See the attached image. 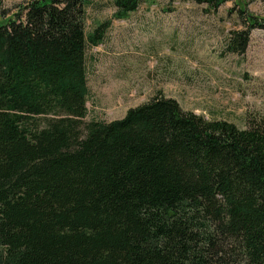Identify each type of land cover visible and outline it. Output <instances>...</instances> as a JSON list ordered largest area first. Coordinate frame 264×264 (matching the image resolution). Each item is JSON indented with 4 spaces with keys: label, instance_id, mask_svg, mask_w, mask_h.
<instances>
[{
    "label": "trees",
    "instance_id": "16d2710c",
    "mask_svg": "<svg viewBox=\"0 0 264 264\" xmlns=\"http://www.w3.org/2000/svg\"><path fill=\"white\" fill-rule=\"evenodd\" d=\"M95 0H29L0 24V264H264V118L245 129L158 92L85 122ZM169 2L176 0H166ZM243 55L264 28L236 0ZM147 0H113L127 20ZM241 5V4H240Z\"/></svg>",
    "mask_w": 264,
    "mask_h": 264
},
{
    "label": "rangeland",
    "instance_id": "374dc122",
    "mask_svg": "<svg viewBox=\"0 0 264 264\" xmlns=\"http://www.w3.org/2000/svg\"><path fill=\"white\" fill-rule=\"evenodd\" d=\"M29 0H0V24ZM264 24V0H236ZM241 4V5H240ZM113 0H95L87 32L112 21L104 43L87 49L90 96L85 122H112L161 92L185 111L245 129L264 118V28L254 29L247 51L231 54V33L246 30L238 7L217 12L191 2L147 0L127 20H112Z\"/></svg>",
    "mask_w": 264,
    "mask_h": 264
}]
</instances>
